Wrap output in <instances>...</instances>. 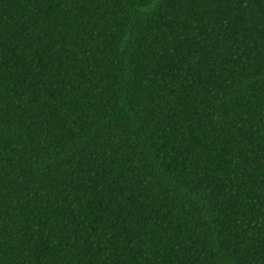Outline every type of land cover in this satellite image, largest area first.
Here are the masks:
<instances>
[{
    "label": "trees",
    "instance_id": "obj_1",
    "mask_svg": "<svg viewBox=\"0 0 264 264\" xmlns=\"http://www.w3.org/2000/svg\"><path fill=\"white\" fill-rule=\"evenodd\" d=\"M0 264H264V0H0Z\"/></svg>",
    "mask_w": 264,
    "mask_h": 264
}]
</instances>
